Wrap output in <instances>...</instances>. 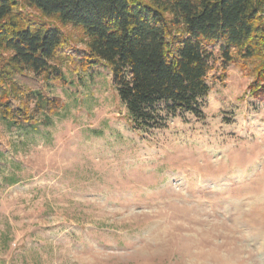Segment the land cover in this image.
I'll return each instance as SVG.
<instances>
[{"label":"rangeland","instance_id":"374dc122","mask_svg":"<svg viewBox=\"0 0 264 264\" xmlns=\"http://www.w3.org/2000/svg\"><path fill=\"white\" fill-rule=\"evenodd\" d=\"M63 69L51 125L0 123V264H264V102L248 78L232 68L201 117L139 132L103 64Z\"/></svg>","mask_w":264,"mask_h":264},{"label":"trees","instance_id":"16d2710c","mask_svg":"<svg viewBox=\"0 0 264 264\" xmlns=\"http://www.w3.org/2000/svg\"><path fill=\"white\" fill-rule=\"evenodd\" d=\"M57 25L77 29L84 48ZM99 64L139 132L201 117L209 82L232 68L264 102V0H0V123L9 131L51 125L63 109L51 90L72 84L63 68L78 77ZM7 147L0 138V153Z\"/></svg>","mask_w":264,"mask_h":264}]
</instances>
